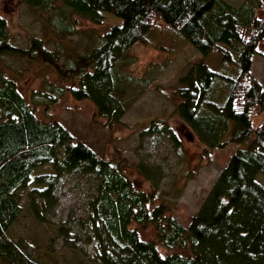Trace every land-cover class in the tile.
Wrapping results in <instances>:
<instances>
[{
  "label": "trees",
  "instance_id": "1",
  "mask_svg": "<svg viewBox=\"0 0 264 264\" xmlns=\"http://www.w3.org/2000/svg\"><path fill=\"white\" fill-rule=\"evenodd\" d=\"M23 2L44 27L65 34L76 32L77 17L103 24L109 13L121 21L64 68L57 66L56 51L48 50L42 37H33L25 51L13 44L8 22L0 15V58L26 53L50 62L69 80L33 91L37 104L47 110L70 95L91 102L95 116L118 122L125 113V79L144 88L150 85L145 75L124 73L119 61L137 42L161 49L157 36L166 31L203 57L179 77L173 112L206 150L231 144L237 148L183 225L170 214L168 203L158 200L151 175H146L149 191L135 188L121 165L75 141L61 122L37 118L0 65L1 263L44 264L38 256L23 253L8 235L22 211L21 196L25 194L30 211L40 219L34 200L54 205L64 178L80 172L94 181L87 223L98 244V264H264V183L259 179L264 177V71L261 80L251 70L254 57L264 59V0H242L238 6L226 0ZM212 51L226 67L223 71L204 61ZM147 130L170 132L171 127L158 118L149 121ZM44 166L49 170L39 171ZM141 172L148 173L144 168ZM132 222L151 225L156 238L141 239ZM159 244L170 252L161 254Z\"/></svg>",
  "mask_w": 264,
  "mask_h": 264
},
{
  "label": "rangeland",
  "instance_id": "2",
  "mask_svg": "<svg viewBox=\"0 0 264 264\" xmlns=\"http://www.w3.org/2000/svg\"><path fill=\"white\" fill-rule=\"evenodd\" d=\"M226 1L236 6L242 2ZM0 15L8 22L13 44L25 51L33 37H42L47 49L56 51L57 66L64 68L70 60L97 43L99 36L113 24L121 22L109 13L103 24L77 17L76 32L65 34L55 27H44L23 0H0ZM260 15L264 18V9ZM157 37L163 45L161 49L137 42L119 61L124 73L135 77L145 75L150 85L144 88L136 81L126 83L125 79L121 94L125 113L118 122L95 116L91 102L77 101L70 95L47 110L37 104L33 91L46 90L49 84H69V80L61 77L48 61L41 62L21 53L4 55L0 65L15 80L17 90L33 106L37 118L61 122L75 141L88 144L103 158L121 165L135 188L149 191L151 180L146 175H151L158 189V200L168 203L170 214L187 225L237 146L231 144L223 150H206L191 128L173 112L177 100L173 92L179 87V77L192 62L203 57L185 40L166 31ZM204 61L212 69L223 71L224 66L215 51ZM251 70L262 80L264 59L261 57L260 62L259 57H254ZM158 118L168 122L170 132L147 130L149 121ZM141 168L148 173L141 172ZM48 170V166L39 169ZM259 179L264 183L262 175ZM94 194L93 179L80 172L71 174L56 191L54 205L47 206L34 200L41 217L37 219L23 193L20 199L22 211L9 228L8 235L20 243L23 253L38 256L44 264H98L95 261L98 244L87 223L88 204ZM131 227L138 230L141 239L156 238L149 224L132 222ZM158 247L161 254L170 252L160 244Z\"/></svg>",
  "mask_w": 264,
  "mask_h": 264
},
{
  "label": "crops",
  "instance_id": "3",
  "mask_svg": "<svg viewBox=\"0 0 264 264\" xmlns=\"http://www.w3.org/2000/svg\"><path fill=\"white\" fill-rule=\"evenodd\" d=\"M254 59V58H253ZM260 62H261V59H260ZM253 63V62H252Z\"/></svg>",
  "mask_w": 264,
  "mask_h": 264
}]
</instances>
